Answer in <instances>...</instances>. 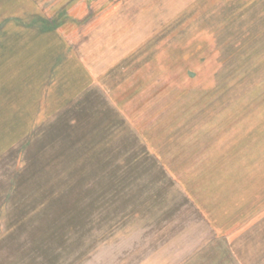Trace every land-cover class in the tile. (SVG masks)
Listing matches in <instances>:
<instances>
[{"label":"rangeland","instance_id":"obj_1","mask_svg":"<svg viewBox=\"0 0 264 264\" xmlns=\"http://www.w3.org/2000/svg\"><path fill=\"white\" fill-rule=\"evenodd\" d=\"M35 98L0 264H264V0H0L4 111Z\"/></svg>","mask_w":264,"mask_h":264},{"label":"trees","instance_id":"obj_2","mask_svg":"<svg viewBox=\"0 0 264 264\" xmlns=\"http://www.w3.org/2000/svg\"><path fill=\"white\" fill-rule=\"evenodd\" d=\"M39 47L35 46L32 54H30L28 56V57H30L29 60H28L29 69H26V70H30V68H31L32 70L36 71L38 68H40L39 70L41 71V75L40 74L39 75L44 77V78H48V77L51 76V70H52V61L51 60H52L53 57L50 56V54H49L50 51L48 50L49 51V52L47 51L48 52V54H47L48 57L45 56L48 60L46 59L47 61H45L46 63L42 67L41 66L42 65V59H39V58H42L41 56H43V55H40V57L38 56V53L40 52V48ZM57 63L59 65L64 64L65 63V59L61 58L60 61H58ZM15 74L17 76V74H18L17 70H16ZM17 78H14V80L17 79ZM14 80H13V82H15ZM61 81L62 80L56 81V84L58 85ZM13 82H12V86L15 84ZM38 87L39 86H36L34 89H31V91H30L31 93L29 94L30 97L28 99H32L33 98V94L34 93L32 91L38 89ZM13 88H15V87H13ZM31 88H32V86H31ZM33 101L34 102H29L32 109H31V111L29 110L30 112H27L26 114L23 113L22 111H20L21 110L20 106L15 105L13 103H12L13 111L9 112V113H5L4 108L7 107V105H8L7 103L9 101L0 99V102H1V105H2V107H1L2 109H0V123L6 125L7 123H11V122L13 123L16 120L19 122V120H20V122L22 123L23 126H26L28 123H30V121H32V124H33L35 118H34V115H33L32 111L34 110V108H36V106L38 104H39V106H40V104H42V102H40V100H36V98L33 99ZM57 101L58 100H51L49 102H50V104H52L51 106H55L54 104H57ZM9 103L11 104V102H9ZM17 107H19V108H17ZM76 122H77V124L80 122V125H81V120L79 118L76 119ZM32 124H30V125L32 126Z\"/></svg>","mask_w":264,"mask_h":264}]
</instances>
